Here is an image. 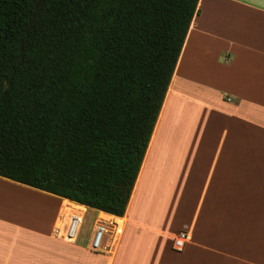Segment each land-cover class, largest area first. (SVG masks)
Here are the masks:
<instances>
[{"label": "crops", "instance_id": "crops-1", "mask_svg": "<svg viewBox=\"0 0 264 264\" xmlns=\"http://www.w3.org/2000/svg\"><path fill=\"white\" fill-rule=\"evenodd\" d=\"M198 11L125 214L0 175V264H264V0ZM75 211L87 231L71 242L57 228ZM100 213L120 233L95 251Z\"/></svg>", "mask_w": 264, "mask_h": 264}, {"label": "trees", "instance_id": "trees-1", "mask_svg": "<svg viewBox=\"0 0 264 264\" xmlns=\"http://www.w3.org/2000/svg\"><path fill=\"white\" fill-rule=\"evenodd\" d=\"M199 0H0V175L123 216Z\"/></svg>", "mask_w": 264, "mask_h": 264}, {"label": "built area", "instance_id": "built-area-1", "mask_svg": "<svg viewBox=\"0 0 264 264\" xmlns=\"http://www.w3.org/2000/svg\"><path fill=\"white\" fill-rule=\"evenodd\" d=\"M69 217L70 218L67 223H61V225L57 228V232L62 238L71 242H75L78 240L82 225L84 223V214L83 212L75 211ZM119 233V219L106 213H100L98 216L95 233L92 238L91 249L100 251L103 247V241L106 234H112L115 236ZM188 237L189 236L186 231L181 232L179 238H177L175 242V248L178 250H183Z\"/></svg>", "mask_w": 264, "mask_h": 264}, {"label": "bare ground", "instance_id": "bare-ground-1", "mask_svg": "<svg viewBox=\"0 0 264 264\" xmlns=\"http://www.w3.org/2000/svg\"><path fill=\"white\" fill-rule=\"evenodd\" d=\"M29 195L28 196H30V197H32L33 196V198H35L34 196H36V195H33L34 193H28ZM41 196H39V197H37V198H40ZM65 204H67V205H72V206H76L74 203H71L70 201H68V200H66L65 201ZM66 208V207H65ZM68 209V208H67ZM70 209V208H69Z\"/></svg>", "mask_w": 264, "mask_h": 264}, {"label": "rangeland", "instance_id": "rangeland-1", "mask_svg": "<svg viewBox=\"0 0 264 264\" xmlns=\"http://www.w3.org/2000/svg\"><path fill=\"white\" fill-rule=\"evenodd\" d=\"M41 198V197H40ZM87 231V226H84L83 228H82V233H81V235H80V237L82 238L84 235H85V232Z\"/></svg>", "mask_w": 264, "mask_h": 264}]
</instances>
